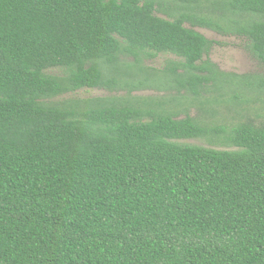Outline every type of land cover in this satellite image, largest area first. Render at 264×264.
<instances>
[{"label": "trees", "instance_id": "trees-1", "mask_svg": "<svg viewBox=\"0 0 264 264\" xmlns=\"http://www.w3.org/2000/svg\"><path fill=\"white\" fill-rule=\"evenodd\" d=\"M195 28L264 67V0H0V264H264V72Z\"/></svg>", "mask_w": 264, "mask_h": 264}, {"label": "rangeland", "instance_id": "rangeland-1", "mask_svg": "<svg viewBox=\"0 0 264 264\" xmlns=\"http://www.w3.org/2000/svg\"><path fill=\"white\" fill-rule=\"evenodd\" d=\"M195 29L206 36L208 39L216 42L208 58L215 64H217L222 71L235 74L264 72V67L262 66V64L251 54L250 50H248V42L245 38L238 36H223L204 28ZM168 60H178V58L171 54H160L156 59L147 62V65L155 69H162L164 68ZM125 94L126 92L115 94L105 89H84L76 93L67 94L59 98L58 100L72 98L86 99L94 97H109L112 95L125 96ZM164 95V92H160L154 89H145L133 94V96L139 97H161ZM190 114L193 117H199L201 115V112L198 109H192ZM223 116L230 121L237 117L235 113L227 110L224 111ZM252 117L253 119H256L255 115H252ZM179 142L212 147L206 140H180ZM218 148L223 150L228 149L220 146H218Z\"/></svg>", "mask_w": 264, "mask_h": 264}]
</instances>
